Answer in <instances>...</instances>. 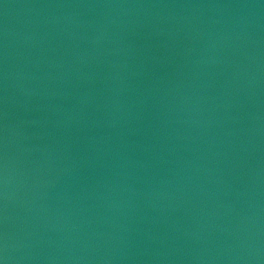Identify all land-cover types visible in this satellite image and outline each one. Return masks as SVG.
<instances>
[{
    "label": "water",
    "instance_id": "obj_1",
    "mask_svg": "<svg viewBox=\"0 0 264 264\" xmlns=\"http://www.w3.org/2000/svg\"><path fill=\"white\" fill-rule=\"evenodd\" d=\"M0 214L80 264H264V0H0Z\"/></svg>",
    "mask_w": 264,
    "mask_h": 264
}]
</instances>
